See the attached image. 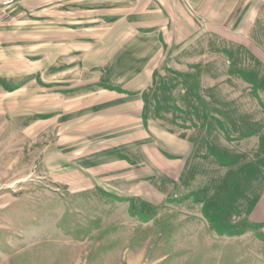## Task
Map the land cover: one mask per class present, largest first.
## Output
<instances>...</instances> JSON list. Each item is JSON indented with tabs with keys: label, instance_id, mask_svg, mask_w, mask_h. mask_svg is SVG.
Wrapping results in <instances>:
<instances>
[{
	"label": "rangeland",
	"instance_id": "obj_1",
	"mask_svg": "<svg viewBox=\"0 0 264 264\" xmlns=\"http://www.w3.org/2000/svg\"><path fill=\"white\" fill-rule=\"evenodd\" d=\"M252 2L258 28L240 39L256 53L226 32L148 79L113 67L160 48L58 44L59 25L83 26L63 4L87 0H0L18 6L0 16V264H264V0ZM60 50L110 70H57Z\"/></svg>",
	"mask_w": 264,
	"mask_h": 264
},
{
	"label": "crops",
	"instance_id": "obj_2",
	"mask_svg": "<svg viewBox=\"0 0 264 264\" xmlns=\"http://www.w3.org/2000/svg\"><path fill=\"white\" fill-rule=\"evenodd\" d=\"M31 1L32 0H30V2L25 0V10H33ZM252 1L253 0H87L86 8L78 6L70 8L63 4V11L68 13V11L72 10L70 13H72L75 18L73 20L67 18L66 21H72V24L76 26H83L81 27L82 29L78 30L66 29L59 25L60 30L57 42L63 47H72L65 45H84L89 46V48H160L163 52L162 55L157 54V56L144 57L142 62L135 58L121 61L122 63H135L131 64L125 70H123L125 66L119 67L120 69L113 67L114 71L121 70L126 73H131L124 75V77L159 78L161 74L157 76V73H162V71H158L157 69L162 68L164 63H168L169 65L173 55L172 53L176 52V48L202 46L204 41L203 38L212 37L217 41V38L224 36L222 34L226 32H232L234 37H239L238 39H228L227 41L229 43L237 47H247L250 52L256 53L258 44H256L254 40V42L251 40H247V42L244 40V42H242L240 39L241 31L254 32L258 28V15L262 10L256 8ZM66 9L68 11H66ZM17 11L18 6L10 4L5 8H0V16L10 18L16 16ZM248 15L249 17H247ZM61 28L62 30L66 29L71 31L72 34L61 35ZM82 31L86 32L83 38L80 37L83 34L76 36V32ZM92 52L89 51V55L87 56L84 54L72 53L71 51L70 53L72 55L65 57V52L60 50L59 53H57L58 66L66 62L70 63L61 66V68L57 70H74L81 67L84 68V66L85 69L88 70L99 69L101 73H106L107 69L110 70V67L107 65L97 66L94 64L96 61H101L102 59L96 58ZM133 54H135V52H124V55ZM102 62L106 63L108 61L102 60ZM142 63L143 66L141 65ZM85 64L88 65L86 66ZM140 65L141 67L138 68ZM168 67H170V65ZM149 87L150 86H147V88ZM85 90H87V88H85L84 91ZM91 93L92 91L89 90L88 94ZM94 109L96 110V108ZM60 117L57 120L60 121ZM61 121L64 122L65 119L62 118ZM58 125L60 124L58 123ZM161 134L170 141V144H173L174 149H178L177 145H181V148L185 147L183 141V144L177 142V134L174 135V138L173 136L171 137V135L166 136V133L163 132H161ZM160 139L162 138H158L159 143H162ZM164 143L163 146L166 150H169V145L166 143L165 145ZM190 151L189 147L184 148L183 153L178 156L177 161L181 163L188 158ZM124 162L126 163L127 161ZM263 199L264 192L262 200ZM134 201L136 202L134 198L126 201L128 202L127 209L129 215H131V208L135 206ZM261 203L262 209H264V201H260V204ZM143 206H140L141 210ZM255 211V208L249 210L250 217L254 215ZM131 216L133 218L134 215ZM255 222L264 223V218L255 220ZM262 231H264V229ZM260 233L264 232L260 231Z\"/></svg>",
	"mask_w": 264,
	"mask_h": 264
},
{
	"label": "built area",
	"instance_id": "obj_3",
	"mask_svg": "<svg viewBox=\"0 0 264 264\" xmlns=\"http://www.w3.org/2000/svg\"><path fill=\"white\" fill-rule=\"evenodd\" d=\"M135 1H139V0H135Z\"/></svg>",
	"mask_w": 264,
	"mask_h": 264
}]
</instances>
